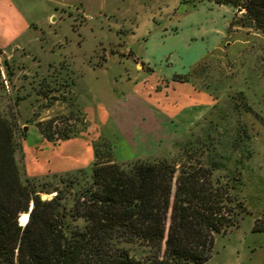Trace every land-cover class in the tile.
<instances>
[{"label": "rangeland", "instance_id": "1", "mask_svg": "<svg viewBox=\"0 0 264 264\" xmlns=\"http://www.w3.org/2000/svg\"><path fill=\"white\" fill-rule=\"evenodd\" d=\"M13 1L32 28H0V116L14 124L22 178L76 165L90 176L100 139L119 163L195 152L239 173L246 208L201 264H264V229L254 230L264 228V34L242 26L244 10L214 0ZM164 88L162 103L140 98ZM38 122L87 146L48 142ZM40 182L70 189L58 177Z\"/></svg>", "mask_w": 264, "mask_h": 264}, {"label": "trees", "instance_id": "2", "mask_svg": "<svg viewBox=\"0 0 264 264\" xmlns=\"http://www.w3.org/2000/svg\"><path fill=\"white\" fill-rule=\"evenodd\" d=\"M214 1L240 7L242 26L264 34V0ZM36 126L51 143L74 135L51 123ZM14 129L0 116V264H201L212 256L215 237L246 212L239 173H219L210 158L201 162L184 149L183 161L119 163L100 139L92 143L90 176L79 169L22 178ZM50 177L70 189L40 182ZM20 213L29 215L24 226ZM258 224L254 230H263Z\"/></svg>", "mask_w": 264, "mask_h": 264}, {"label": "crops", "instance_id": "3", "mask_svg": "<svg viewBox=\"0 0 264 264\" xmlns=\"http://www.w3.org/2000/svg\"><path fill=\"white\" fill-rule=\"evenodd\" d=\"M41 1H48V0H41ZM17 3H15L13 0H0V28L4 31V32H8L9 30L15 29L17 28H22L20 33L23 32H27L29 30H31L32 28V21H30V19H27L26 13H23L21 9L18 8V5H16ZM52 15L50 14V17ZM55 18L53 17L52 20H54ZM19 26V27H18ZM19 34L14 35L12 37V39L16 38ZM11 39V38H10ZM137 67V65H136ZM184 84V83H182ZM165 90L166 88H164L162 91H157V92H153L151 93V91H143V93H141V99L146 98L147 100L149 99H153L154 102H152L153 104H157L162 103L163 101H166V96H165ZM164 94V95H163ZM155 95H159V98H156ZM162 95V96H161ZM163 97V98H162ZM157 101V102H156ZM148 104L147 108L152 107L148 102L145 103ZM76 140L78 143H81L83 146H87V141H85L82 137H75V138H71V139H67L64 143H71V141ZM64 145V144H63ZM91 160V158L89 159ZM68 169H74L75 170H79L80 169V165H76L75 167L72 168H58V169H53L48 171L45 175L47 174H54V173H64L67 172L66 170ZM40 176H44V174H39V175H30L29 177H40Z\"/></svg>", "mask_w": 264, "mask_h": 264}, {"label": "bare ground", "instance_id": "4", "mask_svg": "<svg viewBox=\"0 0 264 264\" xmlns=\"http://www.w3.org/2000/svg\"><path fill=\"white\" fill-rule=\"evenodd\" d=\"M27 219V215L25 213H20L19 214V221L21 224H23Z\"/></svg>", "mask_w": 264, "mask_h": 264}, {"label": "water", "instance_id": "5", "mask_svg": "<svg viewBox=\"0 0 264 264\" xmlns=\"http://www.w3.org/2000/svg\"><path fill=\"white\" fill-rule=\"evenodd\" d=\"M31 208H32V204L30 205L29 211L31 210ZM25 214L27 215V219H26V221L23 224L20 223L19 218H18V222H19L20 226H24L26 224L27 220H28V216L29 215H28V213H25Z\"/></svg>", "mask_w": 264, "mask_h": 264}]
</instances>
